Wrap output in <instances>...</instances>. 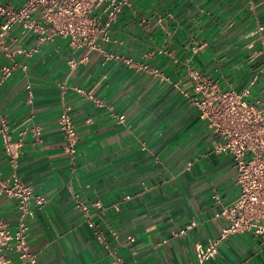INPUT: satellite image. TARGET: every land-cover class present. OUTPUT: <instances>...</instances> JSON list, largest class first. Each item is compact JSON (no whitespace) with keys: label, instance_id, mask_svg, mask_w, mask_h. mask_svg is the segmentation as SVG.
Listing matches in <instances>:
<instances>
[{"label":"crops","instance_id":"0c3cea01","mask_svg":"<svg viewBox=\"0 0 264 264\" xmlns=\"http://www.w3.org/2000/svg\"><path fill=\"white\" fill-rule=\"evenodd\" d=\"M261 26L264 0H131L111 41L90 52L14 26L0 44V112L21 179L48 200L27 218L35 262L6 248L8 264H197L196 245L221 234L228 221L216 213L240 187L232 156L216 151L221 139L191 101L190 70L242 89L264 62ZM263 90L264 80L254 93ZM64 106L77 127L75 155L58 125ZM0 171L12 172L1 135ZM0 212L15 228L17 200L0 197ZM206 264H264V235L235 233Z\"/></svg>","mask_w":264,"mask_h":264},{"label":"built area","instance_id":"2783aa9c","mask_svg":"<svg viewBox=\"0 0 264 264\" xmlns=\"http://www.w3.org/2000/svg\"><path fill=\"white\" fill-rule=\"evenodd\" d=\"M131 0H26L21 6L13 7L0 1V14L4 20L0 25V44L3 37L16 25L25 32L39 33L40 41L54 39L56 36L68 38L76 48L88 52L101 49L102 43L111 41V29L120 14ZM264 27H260L263 31ZM264 55V36L259 35ZM127 63L132 59L120 55ZM85 56L83 59H86ZM75 66L78 61H70ZM16 65L3 68L5 77L11 75ZM24 68L27 65H23ZM144 69L150 67L141 65ZM156 74L160 72L156 69ZM197 95L191 97L206 118L209 125L221 139L216 151L229 154L236 168V181L240 187L237 199L224 206L216 215L228 222L221 234L208 243L196 245L197 264H206L215 258L221 244L229 236L245 231H254L264 235V90L255 94L254 87L264 80V62L254 72L250 82L242 89L222 88L214 79L191 69ZM28 100L33 102L31 85L27 86ZM85 93L83 88H78ZM119 119L126 121V115ZM58 125L64 134L66 150L71 154L78 152V132L70 108L64 106L58 117ZM34 133L40 135L42 128L36 125ZM0 135L5 143L12 172L4 176L0 171V197L8 195L17 200L19 220L12 228L0 212V264H8L6 248H13L21 258L35 262L30 251L27 218L33 214V205L43 207L47 202L44 194L34 191L26 184L18 172V150L12 143L10 126L0 112ZM101 206V201L94 203ZM77 206L88 213L91 207L77 198ZM94 223L90 222V226ZM196 225L191 222L182 231ZM134 239V238H132Z\"/></svg>","mask_w":264,"mask_h":264}]
</instances>
